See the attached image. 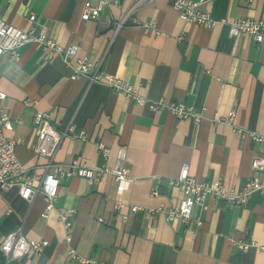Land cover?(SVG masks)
Masks as SVG:
<instances>
[{"label":"crops","instance_id":"1","mask_svg":"<svg viewBox=\"0 0 264 264\" xmlns=\"http://www.w3.org/2000/svg\"><path fill=\"white\" fill-rule=\"evenodd\" d=\"M86 0H0V18L21 29L44 31L63 46H75L70 64L30 40L17 58L0 56V105L9 111L17 159L36 171L44 158L34 152L36 110L51 124L70 129L55 160H78L89 167L116 163L126 151L130 173L118 180L105 173L91 183L72 175L59 180L47 216L45 200L29 202L16 187L0 189V241L21 227L27 239L46 240L41 254L27 253L9 264H81L68 254L58 218L75 209L70 244L103 264H262L264 195L252 191L231 204L207 195L189 219L167 220L164 211L183 197L168 179L183 164L197 181L219 180L236 189L254 174L259 146L248 131L264 132V43L248 34L230 35L229 20H264V0H207L210 27L183 20L170 0H141L117 27L134 0L104 2L98 16L82 19ZM33 15L32 20L29 18ZM144 22L154 27L145 28ZM179 36V37H178ZM93 65L135 86L149 98L178 100L201 113L199 120L155 112L88 76L71 78L72 64ZM26 98L35 102L24 104ZM234 109V117L228 114ZM85 133V138L73 136ZM97 144L108 149L103 155ZM136 205L138 209L131 210ZM238 241L251 243L241 249ZM3 256L0 251V264Z\"/></svg>","mask_w":264,"mask_h":264},{"label":"built area","instance_id":"2","mask_svg":"<svg viewBox=\"0 0 264 264\" xmlns=\"http://www.w3.org/2000/svg\"><path fill=\"white\" fill-rule=\"evenodd\" d=\"M205 1L207 0H170V3L181 19L191 21L197 25L210 27L214 23L210 12L199 7ZM140 2L141 0L133 1L121 19L117 21V27L124 22ZM103 4L104 2L86 0L82 6L81 18H96ZM29 18L32 20L33 15ZM143 26L145 28L154 27V24L144 22ZM228 32L230 35L248 34L260 46L264 43V20H256L249 17L233 18L229 20ZM30 40L41 43L43 48L47 50L48 56L57 52L65 63L70 64L68 57L73 53L75 46H63L44 31L36 33L32 27L24 30L0 18V56L7 55L13 59L17 58L19 47ZM71 66L73 70L70 75L71 78L88 76L90 81L103 82L114 91L123 94L138 104H144L155 112L164 110L172 113L177 118H193L194 120H199L201 117L200 112L182 101H165L163 98L153 99L142 95L135 86L100 70L97 66L94 67L92 72H89V69L93 65L87 58H77ZM4 97L5 93L0 90V100ZM34 102L31 98L24 100V104L27 105H33ZM234 113L235 110L232 109L228 114L227 119L229 121L233 119ZM33 125L35 136L34 152L36 155L44 158L41 171H36L17 159L14 153L15 140L6 133L12 129L11 117L9 111L0 105V189L7 190L16 187L19 195L29 202L37 194H42L45 200L43 216H47L53 207L58 195L59 180L62 177L77 175L93 183L105 173L112 174L116 180L130 173L129 167L125 164L126 151L124 147L118 149L116 163L113 165L104 163L100 166L89 167L75 159L67 163L58 162L55 160L56 150L70 127L64 130L55 128L50 122L49 114L40 110L35 111ZM248 135L252 142L259 146V152L254 156L251 163L254 174L245 184L236 189L233 186L223 184L219 180L197 181L189 173L188 165L183 164L178 174L168 179V183L171 186L179 188L183 197L177 204L170 206L164 211L167 220L178 218L185 223L189 219H193L196 223L200 224V218L192 216V208L193 206H203L205 197L209 194L216 199L224 200L231 204L244 203L249 194L254 190H259L264 195V132L249 130ZM73 136L84 139L85 133H74ZM97 146L103 155H108L106 146L103 144H97ZM136 209H138V206H131L132 211ZM74 212L75 209L73 207H66L58 214V218L64 229L63 240L68 244V256L81 264H103L93 257L80 255L71 246V229ZM46 243V240L43 238L37 240L27 239L22 233L21 227H18L8 232L0 241V251L3 256L2 264H9L10 261L19 259L27 253L40 255ZM236 245L241 249H245L251 243L238 241ZM259 246L264 249V243L259 244Z\"/></svg>","mask_w":264,"mask_h":264}]
</instances>
